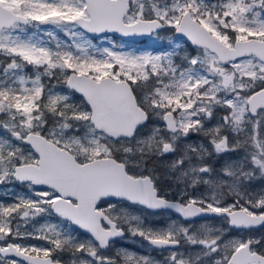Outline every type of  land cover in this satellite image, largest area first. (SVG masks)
<instances>
[{
    "label": "snow or ice",
    "instance_id": "snow-or-ice-1",
    "mask_svg": "<svg viewBox=\"0 0 264 264\" xmlns=\"http://www.w3.org/2000/svg\"><path fill=\"white\" fill-rule=\"evenodd\" d=\"M260 229L264 0H0V264H264Z\"/></svg>",
    "mask_w": 264,
    "mask_h": 264
},
{
    "label": "rangeland",
    "instance_id": "rangeland-1",
    "mask_svg": "<svg viewBox=\"0 0 264 264\" xmlns=\"http://www.w3.org/2000/svg\"><path fill=\"white\" fill-rule=\"evenodd\" d=\"M117 39L122 40L120 38ZM94 42H98V41H94ZM161 43L166 44L167 38H163ZM135 46L136 47L151 46V38L147 37L140 43H137ZM141 214L145 217L146 223H150L153 226L164 225V223L169 219V217L165 215L163 211H160L158 213H150L148 210H143ZM153 221L155 222L153 223ZM261 233H264V229L258 230L255 233V235L259 236ZM32 243H36V241H32ZM115 247L126 248L142 255H151L154 259L158 261H163L165 255H167V253H162L160 250L153 249L152 247H150L146 241L142 240V238L138 236L133 237L131 236L130 233L127 232L124 238H117V240L115 241Z\"/></svg>",
    "mask_w": 264,
    "mask_h": 264
},
{
    "label": "water",
    "instance_id": "water-1",
    "mask_svg": "<svg viewBox=\"0 0 264 264\" xmlns=\"http://www.w3.org/2000/svg\"><path fill=\"white\" fill-rule=\"evenodd\" d=\"M116 38H120V39H122V40H126V41H128V42H131V41H133V40L141 42V41H143L144 39H146L147 37H135V38H121V37H116Z\"/></svg>",
    "mask_w": 264,
    "mask_h": 264
},
{
    "label": "flooded vegetation",
    "instance_id": "flooded-vegetation-1",
    "mask_svg": "<svg viewBox=\"0 0 264 264\" xmlns=\"http://www.w3.org/2000/svg\"><path fill=\"white\" fill-rule=\"evenodd\" d=\"M161 211H163V210H161ZM158 213V212H157ZM155 221H153V223H154ZM126 235V234H125ZM154 249V248H153Z\"/></svg>",
    "mask_w": 264,
    "mask_h": 264
}]
</instances>
